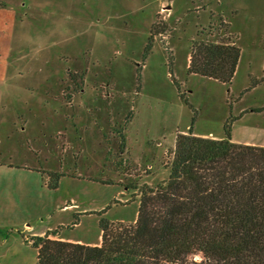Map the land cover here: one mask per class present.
<instances>
[{"label": "rangeland", "instance_id": "rangeland-1", "mask_svg": "<svg viewBox=\"0 0 264 264\" xmlns=\"http://www.w3.org/2000/svg\"><path fill=\"white\" fill-rule=\"evenodd\" d=\"M224 40L230 85L188 73L192 43ZM184 99L195 136L233 119L234 143L264 147V0H0V264H38L32 236L95 246L101 218L133 224L125 186L167 179Z\"/></svg>", "mask_w": 264, "mask_h": 264}, {"label": "trees", "instance_id": "trees-1", "mask_svg": "<svg viewBox=\"0 0 264 264\" xmlns=\"http://www.w3.org/2000/svg\"><path fill=\"white\" fill-rule=\"evenodd\" d=\"M155 28L143 59L151 52ZM239 57L234 41L192 43L187 70L230 85ZM183 101L195 116L187 133H176L167 179L154 187L125 186L138 198L135 222L101 218L96 246L52 239L55 232L32 236L27 243L36 250L38 264H189L197 247L204 253L200 264H264V147L234 143L233 119L225 124L222 139L195 136L197 112ZM249 111L262 113L264 106ZM41 173L49 179L48 188L55 189L50 176H58Z\"/></svg>", "mask_w": 264, "mask_h": 264}, {"label": "crops", "instance_id": "crops-1", "mask_svg": "<svg viewBox=\"0 0 264 264\" xmlns=\"http://www.w3.org/2000/svg\"><path fill=\"white\" fill-rule=\"evenodd\" d=\"M22 130H24L23 128H22ZM260 146V145H259ZM260 147H262V146H260ZM16 169H18V170H23V171H25V172H27V173H39V170H34V169H31V168H29V167H16ZM40 172H43L42 170H40ZM47 181H48V177H47ZM46 186H47V183H46ZM47 188H48V186H47ZM96 246V245H95Z\"/></svg>", "mask_w": 264, "mask_h": 264}]
</instances>
